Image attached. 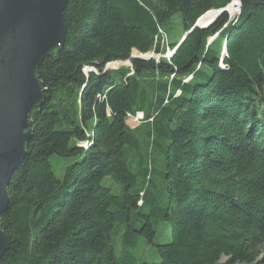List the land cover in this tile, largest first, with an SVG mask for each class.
Masks as SVG:
<instances>
[{
  "label": "trees",
  "instance_id": "16d2710c",
  "mask_svg": "<svg viewBox=\"0 0 264 264\" xmlns=\"http://www.w3.org/2000/svg\"><path fill=\"white\" fill-rule=\"evenodd\" d=\"M232 1L67 0L63 45L37 69L44 101L7 189L0 264H264V0H238L173 52Z\"/></svg>",
  "mask_w": 264,
  "mask_h": 264
},
{
  "label": "water",
  "instance_id": "95a60500",
  "mask_svg": "<svg viewBox=\"0 0 264 264\" xmlns=\"http://www.w3.org/2000/svg\"><path fill=\"white\" fill-rule=\"evenodd\" d=\"M66 3L67 0H0V217L9 203L11 175L27 155L32 134L28 113L32 107L43 105L44 90L37 69L64 42ZM227 6L217 10L213 20L199 25L202 15L173 52L192 30L213 23ZM225 55L224 39L221 61ZM5 251L6 239L0 227V258Z\"/></svg>",
  "mask_w": 264,
  "mask_h": 264
},
{
  "label": "rangeland",
  "instance_id": "374dc122",
  "mask_svg": "<svg viewBox=\"0 0 264 264\" xmlns=\"http://www.w3.org/2000/svg\"><path fill=\"white\" fill-rule=\"evenodd\" d=\"M239 11V10H238ZM231 18H233L235 16L236 13L238 12H234L233 14H229L228 12H226ZM181 31V24H180V18L178 15L174 16V18L166 25H164V27L162 28V32H164L167 36L168 32H172L174 35L179 34ZM165 36V35H164ZM164 52V51H163ZM167 53V50L164 52V54ZM172 53V52H169ZM140 53L136 52V51H132V55H139ZM145 55L144 57H154L155 53L154 52H148L145 54H142L141 56ZM128 63H122L119 62L118 65H108L109 68L111 67H118V66H128ZM106 67V66H105ZM136 118V117H135ZM135 118L133 119H129L128 122L130 124H135ZM62 158L52 155L50 157V161L52 163V169L54 171L55 174L59 173L60 170V164L59 162H57L56 160H59ZM110 178H106L104 179V184L107 185L110 182ZM156 231H157V236H156V242L157 243H165V242H169L171 240V236L169 234V230H168V226L166 223H164L160 218H158L157 224H156ZM117 240L115 239L114 244H116ZM149 254L145 255V258L148 260L150 256H152V252H148ZM223 260V259H222Z\"/></svg>",
  "mask_w": 264,
  "mask_h": 264
},
{
  "label": "bare ground",
  "instance_id": "6f19581e",
  "mask_svg": "<svg viewBox=\"0 0 264 264\" xmlns=\"http://www.w3.org/2000/svg\"><path fill=\"white\" fill-rule=\"evenodd\" d=\"M235 1V4L232 2V3H230L228 6H227V8H226V12H228L230 15L231 14H233L234 12L236 13L237 11H238V0H234ZM237 6V7H236ZM219 10V9H218ZM240 10V9H239ZM217 15V10H210V11H208L205 15H203L200 19H199V21H198V24L199 25H204V24H206V23H208V22H210L211 20H213L214 18H215V16ZM159 33H160V31H159ZM166 42V41H165ZM163 43V42H162ZM170 51L169 50H167V53L166 54H164V57H166V58H169V56H170V54L171 53H169ZM172 55V54H171ZM155 57V56H154ZM159 59V58H158ZM122 63H128V61H122ZM119 64V62H112L110 65H118ZM108 65L109 64H107L106 65V69L107 68H109L108 67ZM113 67H111L110 69H112ZM114 68H116V67H114ZM89 71V70H88ZM136 121H135V124H130V123H128V125L130 126V128H133V129H135L134 127L135 126H137L140 122H141V120L140 119H135ZM142 123V122H141ZM139 126V125H138ZM137 126V127H138Z\"/></svg>",
  "mask_w": 264,
  "mask_h": 264
},
{
  "label": "built area",
  "instance_id": "2783aa9c",
  "mask_svg": "<svg viewBox=\"0 0 264 264\" xmlns=\"http://www.w3.org/2000/svg\"><path fill=\"white\" fill-rule=\"evenodd\" d=\"M236 7H237V6H236ZM135 117H136V118H135ZM130 118H131V119L135 118V119H140V120H142V114H141L140 112H137L135 115H133V116H129L128 119H127V124L129 123L128 120H129Z\"/></svg>",
  "mask_w": 264,
  "mask_h": 264
}]
</instances>
